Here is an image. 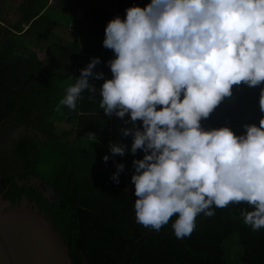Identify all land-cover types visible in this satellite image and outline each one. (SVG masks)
<instances>
[{"label":"clouds","instance_id":"9594fccd","mask_svg":"<svg viewBox=\"0 0 264 264\" xmlns=\"http://www.w3.org/2000/svg\"><path fill=\"white\" fill-rule=\"evenodd\" d=\"M103 46L116 58L107 62L113 75L99 89V107L131 125L119 131L131 136L133 155L144 153L131 177L136 222L159 231L176 216L172 228L182 240L198 215H215L213 205L246 202L253 210H241L243 223L264 228V118L259 127L243 125L240 136L201 127L234 85L264 83V0H151L110 20ZM100 63L93 58L80 70L57 112L75 110L85 90L94 101L89 78L104 79L94 71ZM259 105L264 112V88ZM109 148L124 156L127 145ZM116 168L111 179L119 184L124 165Z\"/></svg>","mask_w":264,"mask_h":264},{"label":"trees","instance_id":"16d2710c","mask_svg":"<svg viewBox=\"0 0 264 264\" xmlns=\"http://www.w3.org/2000/svg\"><path fill=\"white\" fill-rule=\"evenodd\" d=\"M150 3L110 0L106 7L85 8L74 21L78 50L72 84L96 57L101 63L94 71L104 74V79L89 78L97 88L94 101L85 90L75 110L62 106L56 111L66 95L67 88H61L63 75L46 70L36 55L37 47L23 38L37 26L47 30L48 19L53 22L47 0H21L19 19L8 25L0 23V124L9 121L25 130L14 142L12 156L0 166V194L9 201L24 195L49 216L72 264H122L130 246L145 232L155 231L136 222V197L128 190L133 185V160L142 159L144 153L138 150L133 155L131 136L123 137L119 131L131 125L115 115L106 116L99 107V89L113 75L107 62L116 58L113 50L103 46L105 28L117 16L124 20L126 9H143ZM21 23L28 24V29L20 34ZM262 88L264 83L258 87L234 85L232 96L202 119L201 127H228L237 136L246 133L245 124L259 127L264 118L259 105ZM60 121L70 128L58 130L56 123ZM90 132L95 140L88 138ZM110 143L127 145L126 154L113 155ZM106 155L107 162L103 159ZM117 164L124 165L119 184L111 179ZM27 176L50 189L51 198L32 184H18V179ZM245 209L252 211L253 207L246 202L226 208L213 205L215 215L200 214L199 220L197 216L195 230L182 240L174 231L164 233L173 230L177 219L173 216L157 231L160 233L146 235L138 242L126 264H264V228L253 231L245 225L240 215Z\"/></svg>","mask_w":264,"mask_h":264},{"label":"water","instance_id":"95a60500","mask_svg":"<svg viewBox=\"0 0 264 264\" xmlns=\"http://www.w3.org/2000/svg\"><path fill=\"white\" fill-rule=\"evenodd\" d=\"M157 233L160 232L147 231L140 236L130 246L122 264L128 262L143 237ZM0 264H72L52 219L25 196L9 201L0 195Z\"/></svg>","mask_w":264,"mask_h":264},{"label":"crops","instance_id":"0c3cea01","mask_svg":"<svg viewBox=\"0 0 264 264\" xmlns=\"http://www.w3.org/2000/svg\"><path fill=\"white\" fill-rule=\"evenodd\" d=\"M110 0H47L48 29L37 26L26 33L23 38L37 47V57L46 70H58L63 75L61 88L71 86L74 75L73 68L76 57L77 36L73 29L74 21L79 19L87 7H106ZM21 0H0V19L3 25L17 21L21 14ZM20 34L28 29V24L21 23ZM41 32H39V31ZM62 129L71 125H61ZM59 129V130H62Z\"/></svg>","mask_w":264,"mask_h":264},{"label":"rangeland","instance_id":"374dc122","mask_svg":"<svg viewBox=\"0 0 264 264\" xmlns=\"http://www.w3.org/2000/svg\"><path fill=\"white\" fill-rule=\"evenodd\" d=\"M61 125L69 126L70 124H68L65 121H60L56 123L58 130L62 129ZM24 131L25 130L22 127L15 126L11 124L9 121H4L3 123L0 124V162H1L0 166L4 167L7 160L12 156L13 152L11 150L13 144L16 141V139H18V137L22 135ZM19 183L32 184L33 186L38 188V190L41 191L43 196H45L48 199L51 198V194H52L51 190L41 185L39 181L34 177L27 176L24 178V180H20ZM128 189L134 191V185L129 186Z\"/></svg>","mask_w":264,"mask_h":264},{"label":"flooded vegetation","instance_id":"af4514ba","mask_svg":"<svg viewBox=\"0 0 264 264\" xmlns=\"http://www.w3.org/2000/svg\"><path fill=\"white\" fill-rule=\"evenodd\" d=\"M20 180H24V179H18V181H17L18 184H24V183H19ZM0 195H1V194H0ZM22 196H24V195H22Z\"/></svg>","mask_w":264,"mask_h":264}]
</instances>
